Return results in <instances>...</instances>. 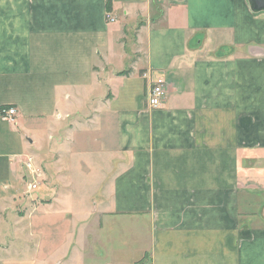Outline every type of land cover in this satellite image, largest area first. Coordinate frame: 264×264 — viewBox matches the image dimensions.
Returning a JSON list of instances; mask_svg holds the SVG:
<instances>
[{
    "label": "crops",
    "instance_id": "0c3cea01",
    "mask_svg": "<svg viewBox=\"0 0 264 264\" xmlns=\"http://www.w3.org/2000/svg\"><path fill=\"white\" fill-rule=\"evenodd\" d=\"M3 106L0 209L33 155L53 197L37 207L73 219L76 190L86 227L99 219L74 241L83 264H264V11L249 0H0ZM128 225L132 241L104 238Z\"/></svg>",
    "mask_w": 264,
    "mask_h": 264
},
{
    "label": "rangeland",
    "instance_id": "374dc122",
    "mask_svg": "<svg viewBox=\"0 0 264 264\" xmlns=\"http://www.w3.org/2000/svg\"><path fill=\"white\" fill-rule=\"evenodd\" d=\"M41 168L45 173L43 180L40 178L41 186L43 185L44 189H33L28 192L29 177L25 179L23 177V189L26 193L23 191L14 199H7L1 205L0 264H83L84 258L79 252L81 243H74V241L85 237L88 227L90 229L98 228L96 220L99 219L95 217L92 220L91 217L86 227L87 221L81 218L88 215L83 200L85 196H82L79 191L76 194V190L67 196L70 202L68 201L69 210L66 211L73 215V219L61 221L55 217H48V211L36 206V203L41 205V203L50 202L53 199L52 196L42 193L51 185V179H47L45 168L42 166ZM62 198L66 199L65 195ZM59 207L58 209H64L65 204ZM45 213L47 218H45ZM44 218L45 220H43ZM127 227L128 232L124 233L119 230L106 229L104 238H126L132 241V227L129 225ZM106 245L105 249L108 247ZM90 254H92L91 250L87 255Z\"/></svg>",
    "mask_w": 264,
    "mask_h": 264
},
{
    "label": "built area",
    "instance_id": "2783aa9c",
    "mask_svg": "<svg viewBox=\"0 0 264 264\" xmlns=\"http://www.w3.org/2000/svg\"><path fill=\"white\" fill-rule=\"evenodd\" d=\"M108 19L114 20V17L108 12ZM150 77V92L148 95L147 103L150 107L156 108L159 107L165 96H166V78L160 73L152 74ZM17 113L15 106H3L0 108V116L14 120V117ZM25 167L28 171V192H31L33 189H40L41 183L40 178H44L45 173L43 169L35 164V158L33 155L27 156L24 161Z\"/></svg>",
    "mask_w": 264,
    "mask_h": 264
},
{
    "label": "water",
    "instance_id": "95a60500",
    "mask_svg": "<svg viewBox=\"0 0 264 264\" xmlns=\"http://www.w3.org/2000/svg\"><path fill=\"white\" fill-rule=\"evenodd\" d=\"M249 3L254 12L264 11V0H249Z\"/></svg>",
    "mask_w": 264,
    "mask_h": 264
},
{
    "label": "trees",
    "instance_id": "16d2710c",
    "mask_svg": "<svg viewBox=\"0 0 264 264\" xmlns=\"http://www.w3.org/2000/svg\"><path fill=\"white\" fill-rule=\"evenodd\" d=\"M107 5H108V8L110 9L111 6H112V0H107ZM128 71H125V73H127ZM1 108V107H0Z\"/></svg>",
    "mask_w": 264,
    "mask_h": 264
}]
</instances>
